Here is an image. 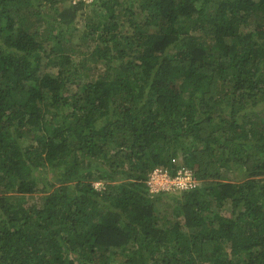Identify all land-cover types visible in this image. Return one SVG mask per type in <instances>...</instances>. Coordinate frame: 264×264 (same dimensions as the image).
Segmentation results:
<instances>
[{"label":"trees","instance_id":"1","mask_svg":"<svg viewBox=\"0 0 264 264\" xmlns=\"http://www.w3.org/2000/svg\"><path fill=\"white\" fill-rule=\"evenodd\" d=\"M0 264H264V0H0Z\"/></svg>","mask_w":264,"mask_h":264},{"label":"built area","instance_id":"2","mask_svg":"<svg viewBox=\"0 0 264 264\" xmlns=\"http://www.w3.org/2000/svg\"><path fill=\"white\" fill-rule=\"evenodd\" d=\"M72 1L74 3L79 0ZM83 1L91 2L92 0ZM146 186L151 193L178 192L195 189L200 186V181L193 175L192 170L185 166L179 168L175 174H170L162 167H156L149 174Z\"/></svg>","mask_w":264,"mask_h":264},{"label":"rangeland","instance_id":"3","mask_svg":"<svg viewBox=\"0 0 264 264\" xmlns=\"http://www.w3.org/2000/svg\"><path fill=\"white\" fill-rule=\"evenodd\" d=\"M95 185H96V187L98 188V189H100V188H102V182H98V183H95ZM173 193H176V192H173ZM157 194V193H156ZM39 192H36V193H34V194H29V195H27L26 197H25V199H24V204H34V203H38L39 202ZM161 201H159V203L158 204H162V203H160ZM164 204H166L167 206L166 207H170V203L168 204V203H164ZM221 210H222V213L223 214H225V215H227L228 213H229V211H230V209H229V206H228V204L226 203V204H224L222 207H221Z\"/></svg>","mask_w":264,"mask_h":264},{"label":"clouds","instance_id":"4","mask_svg":"<svg viewBox=\"0 0 264 264\" xmlns=\"http://www.w3.org/2000/svg\"><path fill=\"white\" fill-rule=\"evenodd\" d=\"M200 185H201V183H200Z\"/></svg>","mask_w":264,"mask_h":264}]
</instances>
